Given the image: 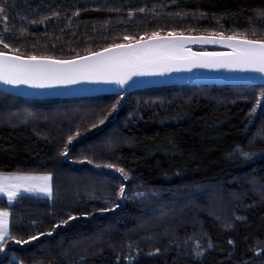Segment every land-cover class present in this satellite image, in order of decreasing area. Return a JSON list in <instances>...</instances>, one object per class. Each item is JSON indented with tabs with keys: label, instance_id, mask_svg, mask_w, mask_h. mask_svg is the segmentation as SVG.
<instances>
[{
	"label": "trees",
	"instance_id": "trees-1",
	"mask_svg": "<svg viewBox=\"0 0 264 264\" xmlns=\"http://www.w3.org/2000/svg\"><path fill=\"white\" fill-rule=\"evenodd\" d=\"M0 8L9 45L0 50L22 55L67 58L153 32L264 40V0H0ZM233 88L246 97L264 84L69 98L0 90V171L52 178L50 196L0 195L13 237L0 264H18L10 255L25 264H264V133L254 136L264 118L252 113L255 102L211 99ZM182 90L207 95L171 98ZM79 108L81 118L67 113ZM77 122L83 133L69 143ZM102 161L129 174L128 197H119V172L91 165Z\"/></svg>",
	"mask_w": 264,
	"mask_h": 264
},
{
	"label": "snow or ice",
	"instance_id": "snow-or-ice-1",
	"mask_svg": "<svg viewBox=\"0 0 264 264\" xmlns=\"http://www.w3.org/2000/svg\"><path fill=\"white\" fill-rule=\"evenodd\" d=\"M3 9L0 8V14ZM6 19V17H5ZM128 43L114 44L102 51L70 60H58L51 57L9 55L0 51V82L7 85H28L34 88L54 87L56 85H72L81 81H93L116 84L120 87L128 85L134 77L163 75L166 72L194 67L227 68L251 71L264 74V40L239 39L236 36H185L182 33L160 35L153 32L145 39L131 42L133 37H124ZM192 43H225L231 49L228 54L192 53L186 47ZM7 49L9 45L0 40ZM264 106V98L260 105ZM255 111V109H253ZM104 121L101 120L100 123ZM72 137L68 138L69 143ZM67 148L64 154L67 155ZM237 151H240L239 148ZM241 155L249 157L250 153ZM107 167L112 168L109 164ZM123 173V169H119ZM127 178V174H124ZM49 175H24L0 173V195H6L9 203L13 202L20 190L25 192H41L51 195ZM123 187L120 194L123 195ZM13 237L9 231V213L0 211V252L5 250L7 240ZM35 239V237H32ZM27 243V241H16Z\"/></svg>",
	"mask_w": 264,
	"mask_h": 264
},
{
	"label": "water",
	"instance_id": "water-1",
	"mask_svg": "<svg viewBox=\"0 0 264 264\" xmlns=\"http://www.w3.org/2000/svg\"><path fill=\"white\" fill-rule=\"evenodd\" d=\"M168 33H162L160 35H167ZM180 34V33H178ZM185 36H212V33H182ZM219 36L220 34H215ZM224 36H233V35H224ZM148 36L145 37L147 39ZM239 39H245L246 37H239ZM140 38L134 39L139 40ZM252 39V38H246ZM252 40H261V39H252ZM120 42L121 43H128ZM114 45V44H112ZM111 46V45H109ZM106 46V47H109ZM100 48L88 53L80 54L77 56L67 57V58H58L51 56H41L34 55L37 57H51L58 60H70L76 59L78 57L90 55L93 52L102 51L104 48ZM186 47L192 53L203 54V53H221L228 54L231 52V49L225 43H192L188 42ZM2 51V50H0ZM9 55H19L23 58L33 55H22L18 53H13L5 51ZM264 84V74L256 73L251 71H241L227 68H203V67H194L190 70L185 68H180L179 70H173L171 72H166L163 75H148L134 77L128 85L120 87L116 84H108L101 82L93 81H81L77 84L72 85H56L54 87L46 88H34L28 85H7L3 82H0V90L9 94L25 97V98H51V97H60V98H69V97H85L93 96L100 94H111V93H126L132 89L144 88L151 86H160V85H171V84Z\"/></svg>",
	"mask_w": 264,
	"mask_h": 264
},
{
	"label": "rangeland",
	"instance_id": "rangeland-1",
	"mask_svg": "<svg viewBox=\"0 0 264 264\" xmlns=\"http://www.w3.org/2000/svg\"><path fill=\"white\" fill-rule=\"evenodd\" d=\"M233 89H234V91L231 90L232 93H230L229 95H225L223 97H217V96L211 95V99L214 100V101H220V102H234V101H236L239 98V99L244 100V101H247V102L248 101L251 102V103L255 102V112L253 111L252 113H255L256 114V113L260 112L263 115L262 118H264V106H261V107L259 106L260 105V102H261V99L264 98V88H254L255 91H254V89H250L249 91H247V92L250 93V95L249 96H246V97L245 96H236V94L239 91L236 90V88H233ZM190 92L191 91L186 92V91H183V90L182 91H173V92H171V94H172L171 98H175V99L176 98H180L182 100L183 99L186 100V99L190 98L192 95H197V96H199V95H207V93L205 91H200V90H197V91L193 90L191 93ZM153 97H156V96L153 95ZM105 103L104 104H105V106H107V108H108V105H111L110 102H105ZM78 111H80V108L77 109V112H76V109H75L74 111L71 110L70 112L68 110L67 113H70L71 115L78 114L79 115V117H77V119H78V118H81V116L83 115V113L78 112ZM52 113L53 114H50V116L60 117V119L63 116V114H61L62 112H52ZM18 116H19L18 114H15L13 116V118H19ZM103 121H105V118L103 119ZM77 124H79V123L77 122V123H74L73 124V125H76V128L74 130V134L71 136L73 139L75 137H77L78 135H80V134L83 133V132L81 133V131H77V129H78V125ZM262 133H264V120H262V121L259 122L258 127L256 128V131H255L254 136L257 137V139H258L260 137H263ZM86 147H89V146L88 145H86V146L85 145L84 146L81 145V146L78 147V149L79 150H82L83 148H86ZM66 148H67V150H69L70 147H66ZM87 150L89 151V149H87ZM64 152H65V147H64L62 153L64 154ZM90 152H92V151L90 150ZM94 157L95 156H93V158ZM82 159H83L82 156L80 158H78V159L75 158V160H77V161H81ZM91 165L93 167L98 166L100 168H109V167H107V165H109V164H105V163H103V161H102V163H100V162L99 163H93ZM109 169H111L112 171H115V172H119L120 173V182H119V188H118L119 189V197H124V195H126V197H128L127 195H128V193L130 191V187L127 185L128 182H129V178H130L129 174L127 173V178H125V176H124L125 173H122L121 171H119L118 168L112 167V168H109ZM0 173L4 174L6 176L7 175H10V174L49 175V176H51V173L50 172H33V171H29V172H27V171L1 172L0 171ZM49 183H50L51 194H52V178L49 181ZM122 187L124 189L123 195L120 194V189ZM128 187H129V189H128ZM132 193H134L135 195H137V191H134ZM19 194H34V195L50 196V195H46V194L41 193V192H25L23 189L20 190V193ZM1 196L6 197V195H1ZM0 210L1 211H7V210L1 209V208H0ZM9 219H10V216H9ZM5 250L3 252H5ZM3 252H0V259L2 258V253ZM10 259L11 260H15V259L18 260V264H25L23 261H21L20 259H18L15 255H10L9 256V260Z\"/></svg>",
	"mask_w": 264,
	"mask_h": 264
},
{
	"label": "crops",
	"instance_id": "crops-1",
	"mask_svg": "<svg viewBox=\"0 0 264 264\" xmlns=\"http://www.w3.org/2000/svg\"><path fill=\"white\" fill-rule=\"evenodd\" d=\"M1 211V210H0Z\"/></svg>",
	"mask_w": 264,
	"mask_h": 264
}]
</instances>
